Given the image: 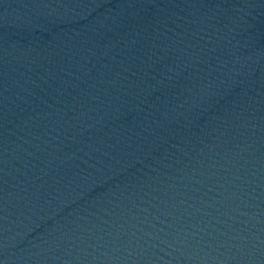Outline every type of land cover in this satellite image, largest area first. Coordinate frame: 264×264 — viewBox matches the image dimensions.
<instances>
[{
  "label": "water",
  "instance_id": "1",
  "mask_svg": "<svg viewBox=\"0 0 264 264\" xmlns=\"http://www.w3.org/2000/svg\"><path fill=\"white\" fill-rule=\"evenodd\" d=\"M0 264H264V0H0Z\"/></svg>",
  "mask_w": 264,
  "mask_h": 264
}]
</instances>
